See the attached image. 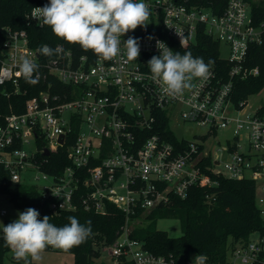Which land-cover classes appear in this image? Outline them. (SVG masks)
<instances>
[{
    "label": "built area",
    "instance_id": "built-area-1",
    "mask_svg": "<svg viewBox=\"0 0 264 264\" xmlns=\"http://www.w3.org/2000/svg\"><path fill=\"white\" fill-rule=\"evenodd\" d=\"M48 3L39 0L30 9L29 24L43 26L33 18L32 9ZM145 3L151 11L147 27L123 37L139 40L137 60L121 54L104 61L92 51L78 56L63 46L62 53L47 57L37 52L39 47H30L25 31L7 28L0 48V85L11 83L18 91L19 80L24 79L19 72L22 56L39 65L38 81L44 84L25 101L21 113L0 116V167L12 182L35 188L40 203H47L53 213L74 211L76 198L86 211L104 213L107 204L120 210L125 224L103 250L112 264L123 259L132 264H174L171 257L146 251L130 236L133 222L169 203L171 196L185 199L193 186L216 185L211 175L254 181L264 220V111L260 107L249 113L247 101L238 106L232 102L234 81L258 74L244 63L249 46L262 43L264 19L255 23L244 0H228L218 15L194 0ZM198 36L219 45V57L228 68L220 73L223 68L210 65L208 77L195 80L182 95L165 94L147 66L152 56L160 54L156 41L184 54L191 53ZM223 48L226 56L221 55ZM160 111L169 125L176 113L183 123L208 126L209 132L194 141L178 138L174 145L160 134H149ZM230 125L232 139L223 148L217 143L211 148L208 141L216 139V131ZM38 142L45 146L39 149ZM64 146L70 165L60 174L42 171L33 160L36 153L47 150L50 156ZM28 171L37 174L36 182L24 181ZM80 187L83 192L76 197ZM35 209L41 212L40 207ZM5 216L1 210L0 217ZM13 221L5 219L4 225ZM252 235L255 238L229 249L225 264H264V234Z\"/></svg>",
    "mask_w": 264,
    "mask_h": 264
},
{
    "label": "trees",
    "instance_id": "trees-1",
    "mask_svg": "<svg viewBox=\"0 0 264 264\" xmlns=\"http://www.w3.org/2000/svg\"><path fill=\"white\" fill-rule=\"evenodd\" d=\"M38 1L0 0V48L5 40L7 28L12 31H25L32 48L45 44L61 45L78 56L88 54L91 50L85 51L79 45L69 44L57 38L50 27L29 24L27 14ZM194 1L218 15L222 13L228 0ZM244 1L248 3L251 16L258 24L264 19V0ZM197 40L191 54L202 57L206 62L213 61L211 65L216 69L223 68L222 72L218 71L224 73L228 67L219 57V45L207 36H198ZM244 66L248 69L256 68L258 74L234 81L232 102L237 106L264 89V37L262 43L249 46ZM18 85V91L11 83L0 85V116L11 112L21 113L25 101L44 89V84L40 81L32 84L21 79ZM261 109L264 111V106ZM156 119L154 131L149 134H160L174 145H178V138L170 130L167 115L163 111L157 112ZM44 146L43 142L37 143L39 149ZM33 160L41 164L42 171L52 175L60 174L70 165L66 156V146L47 158L41 153H36ZM211 178L216 185L203 188L193 186L185 199L171 196L169 203L151 210L144 217L151 225L134 228L130 236L141 242L146 251L157 256L171 257L174 264H199L197 260L200 258H204L203 264H225L229 249L236 243H246L253 233L264 234V220L259 214L257 202L259 191L254 181L231 180L214 175H211ZM81 189L82 187L76 197L83 192ZM0 194L7 195L16 209L40 207L39 219L47 215L50 222L58 227L68 224L69 216L76 217L81 223L90 221L92 235L80 246L67 251L73 255V264H92L94 259L100 258L103 250L112 245L126 221L124 214L113 205L107 204L104 213L86 211L77 198L74 211L53 213L47 203H40L35 188L21 182H12L9 173L2 167ZM158 219H178L182 230L181 236L172 238L165 231L154 228L153 225ZM51 250L53 249L49 246L45 251ZM10 252L11 250L5 247L3 239H0V264H18L13 256L8 258ZM196 256L198 257L194 261ZM100 264H112V261L108 258L106 262ZM117 264L132 263L123 259Z\"/></svg>",
    "mask_w": 264,
    "mask_h": 264
},
{
    "label": "clouds",
    "instance_id": "clouds-1",
    "mask_svg": "<svg viewBox=\"0 0 264 264\" xmlns=\"http://www.w3.org/2000/svg\"><path fill=\"white\" fill-rule=\"evenodd\" d=\"M150 15L145 0H49L43 7L32 9L33 18L50 27L57 38L79 45L85 51L91 50L104 61L121 54L129 60H137L139 40L132 36L124 40L123 37L138 27L146 28ZM156 47L160 54L152 56L147 66L151 78L161 84L165 94L180 96L185 89L193 87L195 80L208 77L213 61L205 63L202 57H194L190 52H174L160 40L156 41ZM62 51L61 45L55 48L41 45L37 49L40 55L47 57ZM19 72L29 83L38 82L39 65L34 61L22 56ZM39 216L35 208L29 207L6 226L0 222L4 245L11 250L18 264L21 261L33 264L40 260L41 253L49 246L67 252L92 235L90 221L81 223L76 217L69 216V223L58 227L50 222L49 216L45 215L43 219Z\"/></svg>",
    "mask_w": 264,
    "mask_h": 264
},
{
    "label": "rangeland",
    "instance_id": "rangeland-1",
    "mask_svg": "<svg viewBox=\"0 0 264 264\" xmlns=\"http://www.w3.org/2000/svg\"><path fill=\"white\" fill-rule=\"evenodd\" d=\"M221 55L226 56V50L223 48L221 50ZM247 110L249 113H254V111L260 107L264 106V89L257 95H253L248 98L247 100ZM170 130L173 132L176 138H182L188 141H194L198 139L199 136H204L207 135L209 132L208 126H197L194 124L190 123H183L179 117L178 114H174L173 117L171 118L170 121ZM232 130H233V125L228 126L227 128L224 129H219L216 131V139L211 138L208 141V144L210 145L211 148L213 146H218L216 145L219 144L220 147H225L227 145V141L232 139ZM32 149V148H30ZM37 174L34 171H28L24 175V181L26 183H33L36 182L35 177ZM5 210L6 211V216L4 218L0 217V222H4L5 219H10V220H16L18 219V213L23 212L24 210L16 209L14 205L10 202L9 197L5 194H0V211ZM151 223L149 221H146L143 218H139L133 222V227H148L150 226ZM153 225V224H152ZM154 228L157 230H162L165 231L170 237L176 238L181 236L182 230H181V225L178 219H158L154 223ZM151 226V227H153ZM251 238H255V236H251ZM47 253L50 254V262L51 264H54V260L58 256H69L72 258L71 254L66 253V252H58L56 250L54 251H48ZM13 256L12 252L9 253L8 258ZM108 260V253L106 251L102 252L100 258L94 259L92 261V264H100L102 262H106ZM35 264V263H34ZM43 264H50V263H43Z\"/></svg>",
    "mask_w": 264,
    "mask_h": 264
},
{
    "label": "crops",
    "instance_id": "crops-1",
    "mask_svg": "<svg viewBox=\"0 0 264 264\" xmlns=\"http://www.w3.org/2000/svg\"><path fill=\"white\" fill-rule=\"evenodd\" d=\"M6 220H10V219H6ZM14 220V219H13ZM5 221V220H4ZM3 225H4V222H3ZM51 251H54L51 250ZM48 251H44L43 253H41V259L38 260V261H34L33 264H43V263H50V254L47 253ZM58 252H63V251H58ZM65 252V251H64ZM68 253V252H66ZM71 254V253H69ZM72 258L65 255V256H58L55 260H54V264H73L74 262V258H73V255L71 254ZM199 262V261H198Z\"/></svg>",
    "mask_w": 264,
    "mask_h": 264
},
{
    "label": "water",
    "instance_id": "water-1",
    "mask_svg": "<svg viewBox=\"0 0 264 264\" xmlns=\"http://www.w3.org/2000/svg\"><path fill=\"white\" fill-rule=\"evenodd\" d=\"M60 143H62V139L60 140ZM44 157L49 156V152L47 150L44 151V153L42 154ZM199 264H203L204 263V258H200L199 259Z\"/></svg>",
    "mask_w": 264,
    "mask_h": 264
}]
</instances>
